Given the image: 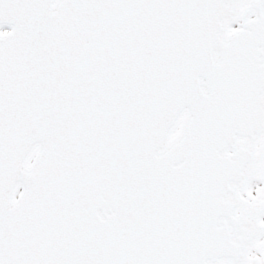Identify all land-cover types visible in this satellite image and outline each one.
Wrapping results in <instances>:
<instances>
[{
	"label": "snow or ice",
	"instance_id": "snow-or-ice-1",
	"mask_svg": "<svg viewBox=\"0 0 264 264\" xmlns=\"http://www.w3.org/2000/svg\"><path fill=\"white\" fill-rule=\"evenodd\" d=\"M0 264H264V0H0Z\"/></svg>",
	"mask_w": 264,
	"mask_h": 264
}]
</instances>
